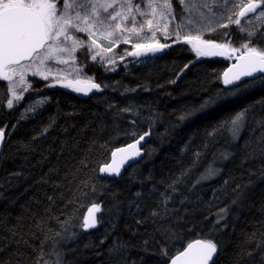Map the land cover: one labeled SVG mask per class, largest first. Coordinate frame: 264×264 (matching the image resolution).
Returning a JSON list of instances; mask_svg holds the SVG:
<instances>
[{"label": "trees", "instance_id": "16d2710c", "mask_svg": "<svg viewBox=\"0 0 264 264\" xmlns=\"http://www.w3.org/2000/svg\"><path fill=\"white\" fill-rule=\"evenodd\" d=\"M173 6L179 23L180 5L173 0ZM225 32L232 47L244 42L234 25L207 40L224 43ZM162 41L172 44L114 72L80 53L83 71L101 85L86 97L30 76L32 88L8 109L7 82L0 80V128L6 133L0 147V264H52L53 252L63 254V264H167L198 238L217 243L213 264H264V75L229 86L223 73L234 56L197 57L183 40ZM253 44L264 49V36ZM45 97L34 113H25ZM210 98L215 103L201 108ZM245 108L238 140L227 131L207 135ZM186 112L192 115L180 120ZM145 133L140 161L120 178L100 175L115 148ZM223 152L229 159H221ZM209 168L217 174L201 179ZM177 177L182 182L173 193L168 185ZM237 185L242 195L233 204ZM162 193L172 196L171 211L152 218L161 210ZM94 204L100 206L96 227L85 229ZM224 207L227 219L216 225ZM162 228L171 230V238Z\"/></svg>", "mask_w": 264, "mask_h": 264}, {"label": "snow or ice", "instance_id": "6c2138e0", "mask_svg": "<svg viewBox=\"0 0 264 264\" xmlns=\"http://www.w3.org/2000/svg\"><path fill=\"white\" fill-rule=\"evenodd\" d=\"M176 2L180 5V22L175 24L172 33L176 36L175 42H180L182 29L191 28L197 34H186L183 41L191 45L197 57L224 56L232 58L234 54L239 53L236 59L240 61V64L234 66L239 70L231 76L229 73L232 72V68L224 72V84H235L242 77L259 79L260 77H256L257 73L264 75V49L253 44L257 33L264 36V32L260 31L259 25L254 30L241 26V18H246L245 24H250L253 20H264V7H262L264 0H176ZM138 17L141 18L139 21ZM176 17L173 0H0V80L7 82L5 91L10 93V98L4 97L6 107L12 109L14 102L18 104L24 99L23 94L32 88L31 83L27 80L29 72L32 76H38L47 81L49 80L48 73H51V69L48 67L49 61L54 60L60 64H69L71 61L74 64L75 53L81 48L85 49L81 53L82 56L90 58L93 62H96L97 57H100V64H115L116 59L106 54L111 53L114 47L119 46V43H131V36H136L138 40L143 39L141 32L147 28L151 33V42H137L133 44L134 51L126 54L140 57L162 51L170 45L161 44L155 40V32L161 31L167 34L169 24L175 22ZM225 18L229 24L240 26L238 30L244 33V42L239 47L231 46L232 41L227 32L222 34L224 43H215L211 39H202L204 28L196 27L205 25V22L211 24L213 21ZM161 20L165 23L160 24ZM227 27L228 24L216 23V26L211 30ZM74 33L86 34L90 42L85 44L84 40L78 38ZM97 35L108 42L107 46L97 42L95 38ZM61 54H65L66 58ZM119 59L123 60L124 56H120ZM186 67L187 65H185ZM75 71L77 74L81 73L83 66L75 68ZM55 84L71 87L74 91L84 94L93 89H101V85L93 79H77L68 82L57 79L55 83L45 86L54 87ZM81 84H86L87 87H81ZM17 89H20L19 94ZM229 93L231 94V90ZM46 100L47 97L38 100L36 104L27 107L25 113L34 112L37 106L42 105ZM213 103H215V98H210L201 105V108H206ZM130 110L129 108L122 109L124 112ZM248 112L247 108L241 110L230 119L222 121L207 135L214 137L219 132L227 131L233 141L238 140L245 127ZM191 115V112H186L180 116V120ZM21 118H24V114L21 115ZM44 132H47V128L44 129ZM147 134L145 133V135ZM4 139L5 129L0 128V144ZM143 139L144 136L141 135L135 144L128 146L135 150L130 155H140L136 145ZM125 151L126 149L123 148L116 149L112 153V163L102 166L99 169L100 172L119 176L121 167L130 156L121 159L120 163L116 162L115 156L117 152ZM230 155L228 152H223L220 157L227 160ZM194 156L198 157L199 153H194ZM193 166H195V162ZM189 171L190 169L185 170L181 176L187 175ZM217 171L209 168L201 179L212 177L217 174ZM181 182V178L177 177L168 185V188L174 193L177 191L176 185ZM200 182V180L196 181L197 184ZM224 183L227 184L228 181ZM240 188L241 186L237 185L233 189V192L237 193L236 198L232 200L233 204H236L242 195L237 192V189ZM171 199V195L162 193L161 210H153L150 216L164 219L171 211L167 207ZM99 211L100 206L94 204L82 227L85 229L96 227L95 212ZM228 211V207L219 209L216 213V225L223 226L222 222L227 219ZM161 231L168 234L167 238H171L173 235L170 229L162 228ZM161 253L165 256L168 255L167 249L163 246ZM216 253L217 243L212 239L197 240L195 244L187 245V250L181 251L175 258H170V264H178V262L179 264H209ZM50 255L55 257L52 264H63L62 253L53 252Z\"/></svg>", "mask_w": 264, "mask_h": 264}, {"label": "rangeland", "instance_id": "374dc122", "mask_svg": "<svg viewBox=\"0 0 264 264\" xmlns=\"http://www.w3.org/2000/svg\"><path fill=\"white\" fill-rule=\"evenodd\" d=\"M142 7H143V5H142ZM262 7H264V5H262ZM233 18L235 19V17H233ZM137 19L139 21L141 18L138 17ZM245 19L246 18H241V26L245 27L246 29L254 30V28L259 25L260 26V31L264 30V20H259V19L258 20H253L250 24H245ZM153 23L155 24L156 21L154 20ZM164 23H165V21H163V20L160 21V24H164ZM216 23L228 24V26H230V27H231V25H234L237 28L240 27V26H237L235 24H229V22H228V20L226 18L222 19V20H218V21H213L211 24H208L207 22H205V25H197L196 26L198 29L199 28H204V32H203V35L201 37L202 39L207 40V36L211 35L216 30H218V28H216L215 31L211 30V28L216 26ZM175 24H178V22L175 21V22L169 24L167 34L161 32V31H156L155 32V40L159 41V43H161V44H167V43H163L162 40H164V39L165 40H168V39L170 40L172 37H174L175 41H176V36L172 34L173 30H174V27H175ZM137 26L139 27V24ZM219 29H221V28H219ZM189 33H191L192 35H196L197 34V32L193 31L191 28H184V29H182L180 31V40L182 41L184 36L186 34H189ZM74 34L78 38L83 39L85 44L90 42V39L86 36V34H84V33H74ZM258 34L259 33H257V35ZM242 35H244V33H242ZM141 37L143 39L138 40V38L136 36H131L130 37L131 43H127V44L119 43V46L118 47H114L113 51L111 53L106 54L108 56L114 57L116 59V63L115 64H101V65H103L104 67L108 68V70L114 72L119 67L125 66V65H127V64H129V63H131V62H133L135 60L142 59L144 56L133 57V56H130V55L126 54L127 52L134 51L133 44H135L137 42H143V43L151 42V40H150L151 33H149L147 28H145L141 32ZM95 38L97 39L98 43H100V44H102L104 46H107L108 42L106 40H104L102 37L97 35V37H95ZM175 41L173 43H175ZM215 43H217V42H215ZM171 44L172 43H169L168 45H171ZM84 51H85L84 48H81V49L76 51V53H75L76 59H75V63L74 64L71 61L69 62V64L56 63L54 60L53 61H49L48 62V67L51 69V73H48L49 74V80L52 81L53 83H55V81L57 79H60V80H62L64 82L75 81L77 79H80V80L93 79L94 80V78L91 75L87 74L85 71H82L79 74H77V72L75 71V68L82 66L81 63H80L79 54L84 52ZM61 55L66 58L65 54H61ZM120 56H124V59L123 60L119 59ZM99 60H100V57H97V61L96 62L99 63ZM25 63H27V62H25ZM83 70H84V67H83ZM30 76H32L31 72H29V74L27 76V80H28V77H30ZM36 77H38V76H36ZM55 85L65 89V90L71 91V92H73V94L76 93L78 95V94L81 93V92L74 91L73 88H71V87H63V86H61V84H55ZM82 85L83 84H81L80 86H82ZM17 92L19 94L20 89H17ZM38 100H40V99H38ZM14 104H15V102H14ZM39 106H41V105H38L37 108H39Z\"/></svg>", "mask_w": 264, "mask_h": 264}, {"label": "water", "instance_id": "95a60500", "mask_svg": "<svg viewBox=\"0 0 264 264\" xmlns=\"http://www.w3.org/2000/svg\"><path fill=\"white\" fill-rule=\"evenodd\" d=\"M250 15H251V14H250ZM166 49H167V47L164 48V49H163L162 51H160V52H156V53H154V54H153V53H149V54L144 55V56H153V55H157V56H158V54H161V53L164 52ZM238 55H239L238 53H236V54L233 55L235 61H234L232 64H230L229 67L225 70V72H226V71H228L229 68H232V72L229 73L230 76L233 75L235 72H237V71L239 70L238 67H234V66L240 64V61L236 59V56H238ZM214 57H217V58H223L224 56H214ZM259 75H262V74L257 73V74H256V77L259 76ZM250 78H255V77H242L241 80L236 81L235 84H228V85H229V86H235V85H238L239 83H241L242 81L247 80V79H250ZM223 79H224V76H223ZM81 87H87V85H86V84H83ZM96 91H97V90L93 89L91 92H89V93H87V94H84L83 92H81V95H80V96H84V97H86V96H89L90 94H92V93H94V92H96ZM5 134H6V133H5ZM148 138H149V137H148L147 135L144 136V139L141 140L140 143H139L138 145H136V147H137V148L139 149V151H140V155H139V156L130 155V154L133 153L135 150L132 149V148H129V147H128L129 145L135 144V143H136V139L133 140L132 142H129V143L126 144V145H123V146L117 147V148H115V149L113 150V152H115V150L118 149V148L126 149L125 152H117V153H116L115 160H116L117 163H120L121 159L125 158L126 156H130V158H128V159L126 160V162L123 164V166L121 167V169H120V175H119V176H116V175H109L108 173H102V172H100V175L103 176V177H109V178H113V179H114V178H120V177L123 175L124 171H125L127 168H129V166H131V165L137 163L138 161H140V160L142 159V157H143V155H144V154H143V153H144V146H145V144L147 143L146 141H148ZM5 139H6V136H5ZM5 139H4V141H5ZM137 139H138V138H137ZM4 141H3V143H4ZM3 143L0 144V147H2ZM0 152H1V148H0ZM110 156H111L110 161H109L108 163H106V164H110V163H112V159H113L112 154H111ZM106 164H104V165H106ZM104 165H103V166H104ZM99 169H100V168H99ZM197 240H205V239H203V238H202V239H201V238H198V239H195V240L191 241V242L188 243L187 245H189V244H195V242H196ZM187 245H186L182 250L178 251V253H176V254H175L173 257H171V258H175V256L179 255V254L181 253V251L187 250ZM217 248H218V247H217ZM218 252H219V250H217L216 255L213 256L212 261H210L209 264H213V263H214V261L216 260V258H217V256H218ZM167 264H170V261H169ZM178 264H179V262H178Z\"/></svg>", "mask_w": 264, "mask_h": 264}]
</instances>
